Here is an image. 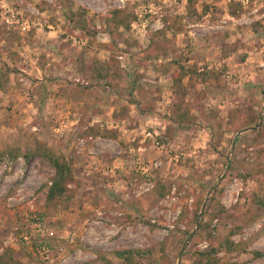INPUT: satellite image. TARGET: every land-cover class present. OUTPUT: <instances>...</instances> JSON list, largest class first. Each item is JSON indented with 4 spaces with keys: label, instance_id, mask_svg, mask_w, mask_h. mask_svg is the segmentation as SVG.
Wrapping results in <instances>:
<instances>
[{
    "label": "rangeland",
    "instance_id": "obj_1",
    "mask_svg": "<svg viewBox=\"0 0 264 264\" xmlns=\"http://www.w3.org/2000/svg\"><path fill=\"white\" fill-rule=\"evenodd\" d=\"M38 223L49 264H264V0H0L5 264L43 263Z\"/></svg>",
    "mask_w": 264,
    "mask_h": 264
},
{
    "label": "trees",
    "instance_id": "obj_2",
    "mask_svg": "<svg viewBox=\"0 0 264 264\" xmlns=\"http://www.w3.org/2000/svg\"><path fill=\"white\" fill-rule=\"evenodd\" d=\"M192 3V0H188V4L190 5ZM242 7L239 3H233L230 2L228 4V13L232 16H237L242 13ZM124 13L122 10L115 9L112 11L111 20H113L116 24V26H121L124 28H129V21H127V18H129L128 14L122 15ZM10 56V55H9ZM106 61H99L98 59H95L93 61V70L95 71V76L100 79H106L111 74V68L106 66ZM83 68L81 67L79 71H81ZM187 69H184L183 66H179L177 70L173 71L171 76L173 77V80L175 83L181 82L182 78L187 75ZM176 122H180V119H175ZM113 138L114 137H109ZM35 152L37 154H40L43 158H46L54 167V175L51 178V184L47 186L46 184L44 187L47 188L46 194H45V200L51 201L56 196H60L64 193L66 189V182H68L71 179V170L66 161L59 159L58 157H55L53 153L46 148L40 147V145L36 144ZM41 242L46 244L47 246L51 247L53 246V239L51 237H41ZM34 245L37 246V242L34 241ZM122 252V253H121ZM133 253L136 252L135 250L131 251L129 249L125 251H118L117 255L123 256L126 253ZM256 255L261 254L260 252L255 253ZM199 260H203L205 258L206 264H217L216 261H212L209 259V253L205 251H198ZM9 256V254L6 251H2L0 253V264H5V258Z\"/></svg>",
    "mask_w": 264,
    "mask_h": 264
},
{
    "label": "built area",
    "instance_id": "obj_3",
    "mask_svg": "<svg viewBox=\"0 0 264 264\" xmlns=\"http://www.w3.org/2000/svg\"><path fill=\"white\" fill-rule=\"evenodd\" d=\"M49 28H51L52 26L49 25L48 26ZM20 28L22 31H25L26 28H27V22L25 20H22V22L20 23ZM74 80L76 82H80V83H83L84 81L83 80H80L79 78H74ZM87 84V83H86ZM146 136H149L151 137V132L150 131H147L145 133ZM155 144H158V142H156ZM37 231L39 232V236L40 237H53L54 235V231L52 229H49L46 227V225H42L40 223L37 224ZM21 239L23 241H25V243H29L30 242V235L28 233H22L21 234ZM52 247V246H51ZM49 246H47L46 244L42 243L41 241H39V243L37 244L36 246V252L40 255V257L42 258V264H49L53 261L52 258H50V248Z\"/></svg>",
    "mask_w": 264,
    "mask_h": 264
},
{
    "label": "crops",
    "instance_id": "obj_4",
    "mask_svg": "<svg viewBox=\"0 0 264 264\" xmlns=\"http://www.w3.org/2000/svg\"><path fill=\"white\" fill-rule=\"evenodd\" d=\"M230 16H232V15H230ZM145 113L148 115V118H149L147 120L146 124H148V123L153 124V125L163 124L164 120L161 117H159V115L156 113V111L153 110V112H145ZM140 125H142V123Z\"/></svg>",
    "mask_w": 264,
    "mask_h": 264
}]
</instances>
